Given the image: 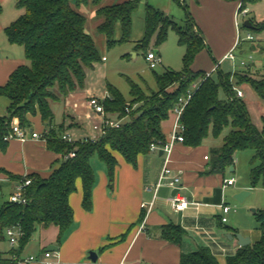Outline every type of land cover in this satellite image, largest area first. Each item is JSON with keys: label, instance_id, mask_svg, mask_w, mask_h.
Returning <instances> with one entry per match:
<instances>
[{"label": "trees", "instance_id": "trees-1", "mask_svg": "<svg viewBox=\"0 0 264 264\" xmlns=\"http://www.w3.org/2000/svg\"><path fill=\"white\" fill-rule=\"evenodd\" d=\"M139 1L123 0L104 5L101 4L102 0L15 1L16 6L25 11L5 27V34L11 43L23 46L29 63L19 65L7 82L0 86V94L9 100L5 114L0 115V150H6L9 144L6 136L15 124L30 128V117L39 114L43 123L49 126L45 135L48 148L61 153L63 158L48 177L38 173L29 174L32 181L26 190V202L5 200L0 205V242L6 239L7 227L19 226L23 230L18 247H12L9 251L0 248V264H17L13 254H20L37 224L58 225V241H62L74 226L75 214L69 195L76 189L77 178H81L83 183V206L86 209L92 207V191L96 185L93 157L97 156L105 163L110 182H113L117 164L113 151H118L128 162L136 165L138 155L149 152L152 142L166 140L162 122L169 117L180 98L188 94H191V98L181 117L185 127L182 142L198 146L210 134L218 137L224 128L230 127L222 145L212 149L210 170L224 171L233 164L238 150L251 148L255 151L253 162L258 161L252 167L251 181L256 184L264 177V126L259 129L253 122L245 100L238 97L234 89L242 82H249L264 99V75L257 80L246 73L223 72L217 67L219 79L216 80L212 73L194 70L192 64L196 55L208 45L202 31L195 26L189 6L181 0H178L179 4L186 9L185 22L181 24L166 12L150 4L146 6V32L138 46L146 48L154 35H157L155 43L162 44L172 27L179 36L180 44L185 46L182 70L168 69L155 73L158 89L150 93L132 82L130 100H126L118 88L108 84L111 95L104 99L106 111L122 114L127 119L119 127L108 129L98 140L69 142L62 138L61 126H53L54 113L50 100H59L84 88L87 70L103 60L93 37L86 30L88 17L80 6L88 3L95 6L96 15L101 18L97 29L111 46L130 38L132 16ZM239 1L242 10L249 3L259 0ZM2 10L0 4V14ZM118 22L122 34L116 39L114 34ZM256 26L257 29H264V21ZM219 87L225 90L227 98L219 96ZM128 102L136 105L126 113ZM71 151L76 154L69 156ZM256 218L261 237L247 246H239L233 255L228 256L226 264H264V210H257ZM162 230V236L173 242H179L184 234L179 225H165ZM180 262L220 264L208 247L182 254Z\"/></svg>", "mask_w": 264, "mask_h": 264}, {"label": "crops", "instance_id": "crops-1", "mask_svg": "<svg viewBox=\"0 0 264 264\" xmlns=\"http://www.w3.org/2000/svg\"><path fill=\"white\" fill-rule=\"evenodd\" d=\"M181 1L186 3V0ZM251 4L259 10L262 6L258 4L264 6V0ZM239 5V0H191V14L195 26L205 37L203 30L205 17L214 26L219 45L225 46L221 58H216V61L228 59L225 55L240 44L239 23L236 19ZM246 8L249 12L248 5ZM262 21L264 15L260 14H257L255 21L251 20L254 25L252 29L260 34V40L264 45V29L256 28ZM3 46L0 49V86L7 82L12 71L19 65L27 64L22 45L11 43L6 36ZM253 48L258 47L254 44ZM251 66L250 69L241 72L253 75L258 71H264V64L260 60L258 65ZM197 67L193 69L210 73L205 68ZM246 85L250 88H245ZM239 88L243 91L242 98L247 104L251 118L249 105L255 104L262 122L258 125L252 120L259 129H262L264 99L256 93L252 84L243 83ZM86 92L88 88L77 89L66 97L54 101H63L65 104L70 100L73 109L78 112H81L83 106V114L90 119L93 111L88 104L89 97H84ZM6 105L8 106V103ZM50 105L52 108L51 100ZM52 110L53 126L55 128L61 126L59 128L62 129V133L71 132L70 129L74 131L75 128L77 131L71 133L78 139L95 133L93 123L91 130L84 133L81 114L68 113L65 107L58 114L53 108ZM170 115L172 120L167 124ZM170 115L162 122L166 139L176 121L173 111ZM30 119L32 122L39 121L40 127L37 129L31 126L28 131L44 132L49 128L39 114L31 116ZM214 138V141L204 140L203 144L198 146L178 141L168 156L162 149L140 153L136 165L128 162L118 151H113L117 158L113 182H110L105 163L97 156L93 157L96 185L92 191L91 209L83 206V183L81 178H77L76 189L69 195V202L75 214L72 230L59 242L58 225L37 224L31 239L20 251L22 258L33 255L37 259L17 264H43L40 259L44 257L46 251L55 254L53 256L58 259V264H181L182 254L200 250L201 247H208L220 264H226L228 256L233 255L240 246L237 238H229L227 233L241 232L250 236L251 242L261 236L254 237L246 228L239 229L226 224L230 221L227 214L231 212V208L228 212L223 211V205H230L224 191L228 188L230 194H235L240 188L235 186L236 180L233 184L224 185L227 179L225 171L210 170L213 163L212 149L223 143V139ZM46 142V139L32 137L24 141L18 138L9 139L6 150H0V195L4 186H9L10 194L15 189L19 176L30 173H38L43 177L50 176L63 156L49 149ZM166 158L173 173L180 175L178 190L189 200V205L185 209L176 210L169 199L175 188L164 183L156 189ZM222 216H226L227 221H222ZM169 224L183 228L184 234L179 242L162 236V227ZM12 247L9 242L8 248L3 251H9ZM14 247H18V244Z\"/></svg>", "mask_w": 264, "mask_h": 264}, {"label": "rangeland", "instance_id": "rangeland-1", "mask_svg": "<svg viewBox=\"0 0 264 264\" xmlns=\"http://www.w3.org/2000/svg\"><path fill=\"white\" fill-rule=\"evenodd\" d=\"M15 1L16 0H0V4L3 8L0 14V49L4 47L3 45L6 39L5 27L25 11L24 8L17 7ZM120 1L123 0H102L101 4H113ZM149 4L169 14L177 23L181 24L185 22L186 9L184 8L185 6L179 4L178 0H140L137 9L133 12L130 38L122 42L117 41L111 46L107 44V39L103 33H100L97 29V25L101 21V18L96 15L95 6L91 3L80 6V10L86 15V17H88L86 22L87 32L93 37L97 48H99L98 51L101 57H106L105 59L97 62L93 68H89L87 70V78L84 88H88V92L84 94V97L97 96L103 99L108 91V84H112L121 91L126 100H130L132 82H136L146 91V93H150L158 89L155 73H163L168 69L176 71L183 69L185 46L180 44L178 38L179 36L172 27L169 28L167 39L162 44L155 43L157 35H154L146 48H140L138 46V43H140L145 36V26L147 20L145 19V14L146 6ZM186 4L189 6L188 8L191 12V0H186ZM258 5H261L262 7L260 6L261 9L256 10L254 5L249 3L248 6L250 11L248 13L243 14L241 11L240 13H237L236 19L237 23H239L240 44L233 49V53H235L234 58L228 57V59L220 62L219 60L216 61V58H221L225 46L219 45V38L217 32L214 31V26L208 21V19L203 17L204 27H202L205 37H207L206 40L209 46L197 55L192 67L195 68L198 66L197 68H205L212 73L214 79L218 80L219 72L217 67H220V70L223 72L235 73L245 71L246 69L248 70L252 67L251 65H258L259 60L264 64V45L260 40V34L256 30L244 26L245 20L255 21L257 14H260V16L264 15L263 4ZM248 33L253 35V39L246 38ZM121 34L122 31L120 23L118 22L115 26L114 36L118 39L121 37ZM254 44L257 45V49L253 48ZM150 50H159L158 54L161 60L155 67H151L149 60L146 58L147 52ZM242 60H244L246 64H242ZM27 63H29L28 59ZM263 75L264 71H258L250 76L260 80L263 78ZM243 83L250 84L249 82H242L239 85L241 86ZM174 87L175 86L171 87V89ZM245 88H250V86L246 85ZM219 96L221 98H227L225 90L222 87H219ZM7 103H9L8 98L0 94V115L5 114V107L7 106ZM51 104L57 114L60 110L62 111L64 107L65 111L68 113L70 112L75 115L81 114V121L84 122V129H82L84 133L91 130L92 123L97 118L94 113H92V117L90 119L86 118L83 114L84 107L82 106L80 109L81 112H78L73 109L70 100L64 104L63 101L57 102L51 99ZM135 105L136 104H130L128 102V110L126 109V113H129ZM249 109L254 122L260 125L262 119L255 104L252 103L249 105ZM108 113L112 117H119L122 115L114 112ZM125 119L127 118H124V120ZM171 120L172 118L170 115L167 124H169ZM32 126L39 129V121L36 120V122H32ZM70 130L71 132L77 131L75 128L74 131L73 129ZM229 130L230 127L224 128L222 134L219 135L217 139H223L224 135L228 133ZM42 139L44 140L45 138ZM214 139V136L210 134L205 141L212 142ZM254 154L255 151L251 148L238 150L234 156L235 160L232 164L233 170H230L231 165L227 166L224 170L227 179L229 177H234L236 180L235 186H239V191L249 190L250 194H248L243 201H238L234 197V194L229 193L228 188H226L224 192L226 194L225 196H227V201L230 205H232L231 212L227 214L230 221L226 224L232 227H238L239 229L246 228L250 230L254 237H259L261 235V231L259 221H257L256 218V211L264 210V177H262L256 184H253L251 181L252 167L258 164V161L253 162ZM96 160L98 159L96 158ZM9 189V186H4L2 188L0 205L9 198ZM253 209L256 210L254 211ZM0 245L2 250H6L8 248L9 241L7 236L6 239L0 243Z\"/></svg>", "mask_w": 264, "mask_h": 264}, {"label": "built area", "instance_id": "built-area-1", "mask_svg": "<svg viewBox=\"0 0 264 264\" xmlns=\"http://www.w3.org/2000/svg\"><path fill=\"white\" fill-rule=\"evenodd\" d=\"M240 8V5H239ZM246 14L248 12L247 8H244L241 10V8L238 10V13ZM247 39H253V35L251 33H248L246 36ZM240 40V39H239ZM235 53H233V50L228 52L225 57L234 58ZM106 57L103 56V59ZM146 58L149 60V64L151 67H155L160 62V57L158 54V50H150L148 51ZM242 64H246L244 60H242ZM234 89L236 90V95L238 97L243 96V91L237 86H234ZM111 94L109 91L106 92V96L101 99V97L97 96H91L89 97L88 104L92 108L93 113L96 115V119L93 121V128L95 130V133L89 135V136H83L81 138H74L71 132H63L62 138L66 141L73 142L76 140L79 141H88V140H98L102 135L110 128L119 127L123 122L125 117H112L109 115V113L105 109L104 105V99L106 97H109ZM191 98V94H188L187 97H182L179 100V103L174 107L173 112L176 115V121L173 127V130L171 131L169 137L164 142H152L150 145V150H157L162 149L163 152L167 153V156L171 152L174 144L176 142H182L183 137V130H184V124L181 120L182 114L184 113V107L187 104L188 100ZM232 99V97H230ZM128 110V107H126ZM92 117V115H91ZM48 129L44 132H38L35 130L28 131L25 128L20 127L18 124H15L13 126V129L7 134V139L12 138H18L22 141L26 140L29 137L32 138H47L45 135L47 133ZM76 153L74 151L69 152V156H74ZM208 158V155L205 156ZM169 158V157H168ZM168 158L165 160V164L162 168V171L159 175L158 182L156 184V189L164 184L167 183L173 188L180 187L181 178L180 175L173 173V169L167 164ZM17 184L15 189L9 194L8 201L15 202V203H24L26 202V190L28 185L32 181V177L29 174L22 175V177H19L17 179ZM235 182L234 177L225 179L224 185H230ZM170 201L172 202V205L176 210H182L185 209L189 205V200L187 197L180 193V190L175 192L174 194L169 196ZM231 205H223V211L228 212L230 210ZM222 221H227L226 216H222ZM6 236L10 242V244L14 247V245H17L19 242V238L23 234V230L19 226H10L5 229ZM55 255L52 251H46L45 255L40 261L43 264H58V259L54 258ZM13 257L17 260L19 263H26L33 260H36L37 258L33 255L27 256L22 258L21 255L14 253Z\"/></svg>", "mask_w": 264, "mask_h": 264}, {"label": "water", "instance_id": "water-1", "mask_svg": "<svg viewBox=\"0 0 264 264\" xmlns=\"http://www.w3.org/2000/svg\"><path fill=\"white\" fill-rule=\"evenodd\" d=\"M244 25L246 27H249V28H254V25L253 23L250 21V20H245L244 21ZM163 151V150H162ZM230 170H233V165L230 166ZM178 191V187H176L173 191V193L177 192ZM250 194V191L249 190H242V191H238L237 193L234 194V197L238 200V201H243L244 198ZM254 211L256 209H253ZM228 237L229 238H233V237H236L237 238V241H238V244L240 246H244L247 244H249L251 242V237L248 236V235H244L243 233L241 232H235V233H227ZM90 253H93V252H90Z\"/></svg>", "mask_w": 264, "mask_h": 264}]
</instances>
